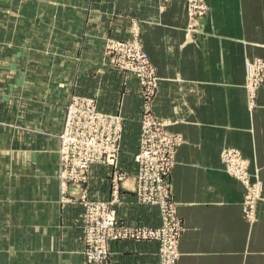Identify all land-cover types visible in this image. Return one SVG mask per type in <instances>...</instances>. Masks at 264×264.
Wrapping results in <instances>:
<instances>
[{
  "label": "crops",
  "instance_id": "0c3cea01",
  "mask_svg": "<svg viewBox=\"0 0 264 264\" xmlns=\"http://www.w3.org/2000/svg\"><path fill=\"white\" fill-rule=\"evenodd\" d=\"M205 1L199 32L187 34L184 0H0V264H85L83 207L60 202L58 180L59 137L75 94L97 95L102 112L124 119L117 221L161 226L159 209L134 193L137 80L105 57V40L128 37L132 23L157 75L151 111L182 138L168 180L184 226L179 264H264V87L254 112L243 88L244 59L264 58V0ZM225 147L241 150L263 182L251 224L241 215V186L222 169ZM113 172L92 166L69 195L86 188L90 199L109 201ZM158 247L112 242L108 264H159Z\"/></svg>",
  "mask_w": 264,
  "mask_h": 264
},
{
  "label": "built area",
  "instance_id": "2783aa9c",
  "mask_svg": "<svg viewBox=\"0 0 264 264\" xmlns=\"http://www.w3.org/2000/svg\"><path fill=\"white\" fill-rule=\"evenodd\" d=\"M185 3L187 29L192 31L198 18L205 15L207 7L201 0H185ZM138 40L136 32L132 29V37L129 40L108 41L107 47L125 58L122 68L138 78L145 97L153 93L156 78ZM93 99L71 97L66 107L63 131L59 137L58 180L62 203L74 202L68 197L69 189L82 187L92 166L106 165L115 171L111 178L109 201L90 199L86 188L78 193L77 200L83 207L82 255L85 264H108L109 245L129 239L158 242L159 264H177L179 224L171 200L168 175L174 165L179 143L164 131L165 124L156 121L144 106L138 151L134 155L137 165L134 193L141 204L159 209L161 226L146 229L121 225L112 206L118 202L119 186L126 176L118 171L123 135L122 119L120 116L98 111Z\"/></svg>",
  "mask_w": 264,
  "mask_h": 264
},
{
  "label": "rangeland",
  "instance_id": "374dc122",
  "mask_svg": "<svg viewBox=\"0 0 264 264\" xmlns=\"http://www.w3.org/2000/svg\"><path fill=\"white\" fill-rule=\"evenodd\" d=\"M184 2H185V0H184ZM201 2L203 4L205 3V5L207 7V11H206L205 15L198 18L196 27H194V29L192 31H188V29H187V27H188V19H187V24H186V28H185L187 34L199 32V30L197 29L198 24L200 23L201 20H203L208 15L209 7H208L206 1L201 0ZM185 12H186V3H185ZM133 24L134 23L131 24V27H132L133 31L136 32L137 38L139 39L138 40L139 44H140L143 52L147 55L148 61L154 70V74H155V78H156V81H155L156 87L153 88V93L149 96L144 97L143 92H142L143 88L140 86L138 78H136V76L134 74L130 73V71L127 72L128 70L122 68L123 63L125 61V58L121 54H118V53L112 51L111 49H109L107 47L108 41L114 40V41H122L123 42V41L129 40L132 37V32L126 38L125 37L124 38L109 37L105 40L104 50H105L106 63L108 64V66L112 70H116V71L124 74L126 77H131V78H134L137 80V84H138V87L140 90L139 91V97H140V101H141V105H140L141 106V116H142L143 111H144V106H146L148 112L151 113L152 117L156 121L162 122L159 119H157L151 111V103L155 97V94L157 92V86H158L157 85L156 71H155V68H154L147 52L143 48L141 30H140L139 26L134 28ZM244 68H245V70H244L245 81H244L243 88H244V92H245L246 108L248 111L254 112L257 108V101H258L259 93H260L261 89L264 87V58L263 57H253V58L246 57L244 59ZM74 96L80 97V98H94L93 100H94V102H96L97 110L102 112L98 107V96L97 95L94 94L92 96H80V95L75 94V95H72L71 97H74ZM106 114H111V113H106ZM113 115L120 116V118L122 119V124H123L124 119L119 113L113 114ZM162 123H164V122H162ZM164 131L168 135L174 137L177 140V143H179L178 147L182 144V138L180 135L170 134L169 132L166 131V126L164 127ZM59 149H60V147H59ZM58 155H59V150H58ZM175 155H176V152H175ZM219 158H220V162H221L223 171L228 176L233 178V180L238 182V184L241 186V188L243 190V198H242V201L240 204L241 215H242V218L244 219V221L251 224L252 222L257 220V216H258V212H259V206L263 202V196H262L263 182H262L261 178L259 177L258 172L256 170L250 169L249 161L244 157L241 150H239L238 148H236V147H225V148H223L219 154ZM174 163H175V160H174ZM59 164H60V158H59ZM168 177H170V174L168 175ZM258 190H260V193ZM68 197L72 201H74L75 203L80 204L79 201L77 200L78 196L75 199L74 196L68 194ZM60 202H61V198H60ZM172 202H173V200H172ZM114 207L115 206H112L113 209H114ZM173 207H174V212L176 214V219H177L178 224H179V228L177 229V235H179V241L178 242L180 243V239H181L183 232H184V226H183L181 218L177 214V211H176L177 208H176V205L174 202H173ZM178 252H179V244H178ZM179 259H180V252H179L177 264H179Z\"/></svg>",
  "mask_w": 264,
  "mask_h": 264
}]
</instances>
